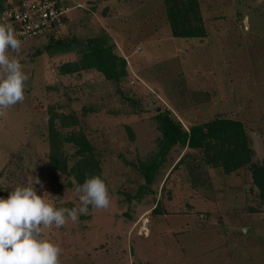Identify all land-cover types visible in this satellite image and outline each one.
<instances>
[{
    "label": "rangeland",
    "instance_id": "obj_1",
    "mask_svg": "<svg viewBox=\"0 0 264 264\" xmlns=\"http://www.w3.org/2000/svg\"><path fill=\"white\" fill-rule=\"evenodd\" d=\"M195 1L204 36H173L164 0H68L57 38L77 41L47 49L49 37L37 38L9 50L28 80L24 100L0 114V196L37 176L38 194L56 207L79 206L74 178L48 162L53 112L78 121L61 127L55 117L62 134L88 135L110 195L109 207L89 205L76 221L45 230L62 249L61 264H264V203L248 166L226 173L176 144L139 192L145 181L135 166L158 149L160 109L185 129L216 116L239 119L252 159L264 160V0ZM108 25L129 54L126 77L62 73ZM62 152L70 165L72 144Z\"/></svg>",
    "mask_w": 264,
    "mask_h": 264
},
{
    "label": "trees",
    "instance_id": "obj_2",
    "mask_svg": "<svg viewBox=\"0 0 264 264\" xmlns=\"http://www.w3.org/2000/svg\"><path fill=\"white\" fill-rule=\"evenodd\" d=\"M171 1L164 0V4L172 35L184 38L204 36L206 32L200 16L196 12V1L173 0L170 3ZM2 5V0H0V10ZM101 32L98 36L87 38L86 44L78 50V59L71 63H64L60 67V71L71 73L92 69L100 73L105 80L120 83L127 75L126 59L115 52L116 44L108 33L104 30ZM49 39L50 41L46 45L47 49L55 45H67L71 41L78 40L71 37L69 41V39L64 40L57 38V36H50ZM79 40L81 41V39ZM128 98L125 96V99L129 100ZM55 117L58 118L61 127L78 124L72 114L57 112L49 114V165L60 173L72 176L77 186L82 184L86 178L94 175L104 179L99 159L94 153V147L88 135L80 128L62 134L55 125ZM154 117L161 135L158 140V149L154 155L148 160L139 162L137 166L134 164L145 181L140 186L139 192L146 187L149 188V184L153 181L156 170L164 161L167 152L171 147L178 144L182 147L187 146L199 150L208 164L220 166L226 173L242 166H248L252 183L258 190L260 200L264 203V160L254 161L252 159L253 149L250 146L243 121L231 117L216 116L205 123L194 124L185 129L170 114L168 109L157 110ZM65 143L72 144L74 148L72 153L74 160L70 165L62 152V146Z\"/></svg>",
    "mask_w": 264,
    "mask_h": 264
},
{
    "label": "clouds",
    "instance_id": "obj_3",
    "mask_svg": "<svg viewBox=\"0 0 264 264\" xmlns=\"http://www.w3.org/2000/svg\"><path fill=\"white\" fill-rule=\"evenodd\" d=\"M21 41L11 25L0 23V114L9 106L24 100L28 75L22 64L9 50H19ZM43 183L39 177L15 186L5 198L0 196V264H61L59 244L44 236L45 230L76 221L86 215L88 206L107 208L110 195L104 179L91 176L77 187L79 206L56 207L38 194L35 185Z\"/></svg>",
    "mask_w": 264,
    "mask_h": 264
},
{
    "label": "built area",
    "instance_id": "obj_4",
    "mask_svg": "<svg viewBox=\"0 0 264 264\" xmlns=\"http://www.w3.org/2000/svg\"><path fill=\"white\" fill-rule=\"evenodd\" d=\"M2 4L0 23L11 25L21 44L58 36L70 11L68 0H2Z\"/></svg>",
    "mask_w": 264,
    "mask_h": 264
},
{
    "label": "crops",
    "instance_id": "obj_5",
    "mask_svg": "<svg viewBox=\"0 0 264 264\" xmlns=\"http://www.w3.org/2000/svg\"><path fill=\"white\" fill-rule=\"evenodd\" d=\"M137 10H138V8H135V11H137ZM63 27H65V25H64ZM63 27H62V28H63ZM62 28H61V30H62ZM103 28H104V27H103ZM109 29H110V26H109V25L105 27L106 32H107ZM110 31H111V30H110ZM113 31H116V30L113 28ZM150 32L153 33V34H157V33H158L157 25H153L152 28H151V31H150ZM113 41H114V43L116 44V48H117L118 53H119L121 56L128 58V57H129V56H128L129 54H127L128 52H126V49L124 48V45H123L121 42H119L118 40H116V39H113ZM126 55H127L128 57H127Z\"/></svg>",
    "mask_w": 264,
    "mask_h": 264
}]
</instances>
